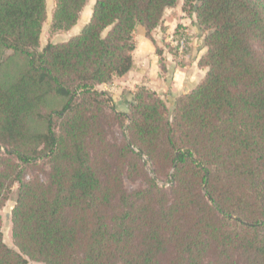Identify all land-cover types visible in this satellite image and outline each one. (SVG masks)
Listing matches in <instances>:
<instances>
[{
  "label": "trees",
  "instance_id": "16d2710c",
  "mask_svg": "<svg viewBox=\"0 0 264 264\" xmlns=\"http://www.w3.org/2000/svg\"><path fill=\"white\" fill-rule=\"evenodd\" d=\"M178 1L94 0L39 50L46 0H0V49L21 59L0 85V209L18 185L0 264H264V0H181L207 71L172 111L144 86L125 112L97 88ZM87 2L55 0L51 30Z\"/></svg>",
  "mask_w": 264,
  "mask_h": 264
},
{
  "label": "crops",
  "instance_id": "0c3cea01",
  "mask_svg": "<svg viewBox=\"0 0 264 264\" xmlns=\"http://www.w3.org/2000/svg\"><path fill=\"white\" fill-rule=\"evenodd\" d=\"M181 7L182 1L181 3L178 2L176 7L165 10L162 19L163 30L157 28L152 32L153 41L146 37L144 38V44L142 45L144 50L137 61L134 57L137 49L133 51V66L126 75L115 77L109 84H103L98 87H107L111 83L114 86L115 83L128 81L133 84V88H124L128 90L123 93L126 100L130 99V93H133L137 87L144 86L157 93L166 102L168 108L173 107L177 97L191 92L202 81L207 71L198 65L199 60L206 53L204 45L205 32H201L195 25V16L186 15ZM177 27H180L179 30L185 28L190 34V44L184 56L178 55L176 48L170 42L171 38L176 39L177 35L174 33ZM158 32L159 34L161 33V36L157 35ZM138 47L139 45L136 48ZM156 48L160 51L161 56L156 53ZM160 58L164 65V70L160 69ZM165 75H168V78ZM101 91L109 92V89L104 88ZM118 91H122V89ZM111 95L116 107H122L120 111H127V106L123 101H118L116 95Z\"/></svg>",
  "mask_w": 264,
  "mask_h": 264
},
{
  "label": "rangeland",
  "instance_id": "374dc122",
  "mask_svg": "<svg viewBox=\"0 0 264 264\" xmlns=\"http://www.w3.org/2000/svg\"><path fill=\"white\" fill-rule=\"evenodd\" d=\"M181 3V0L178 1ZM94 0H88L86 6L84 7L81 16H80V20L79 23L77 25V27L75 29H71L70 31H55L53 32L51 30V23H52V13L54 11L55 8V0H46V5H47V19L45 21V23L43 24V28H42V32H41V47L39 50H41L43 48V46L47 43H60L63 41L68 40L69 38H71L72 36L76 35L77 33H79V31L82 29V27L89 21L90 17H91V11H92V6H93ZM176 7V6H175ZM176 11H178L176 9ZM160 32V31H159ZM157 35L161 36V33ZM202 32V31H201ZM182 35H185L186 37V45H185V51H187V48L190 44V34L188 32V30H186L185 28H181L180 30V34H177L176 39L174 40V38H171L172 42V46H174L176 48V53H178L179 55V50L177 49V47L179 48V39ZM134 41H135V49H137V51H135V60L137 61L139 58V55L142 54L143 49V42H144V38H145V31L139 27L136 28L135 32H134ZM169 42V43H170ZM139 45L138 48H136ZM171 46V45H169ZM262 54H264V50H261ZM21 67V59L18 58L17 56L13 55V53L11 51H4L0 49V85L4 86L7 85L10 80H12V78L15 76V74L20 70ZM166 78H168V75H165ZM115 86V87H114ZM113 86V84L111 83V85L109 86H103V87H97L98 90H104V88L109 89V92L104 91L106 93H108L111 97L113 95H116L118 101L119 100H124V92H127L128 90L124 89V88H133V84L129 83L128 81H124L121 83H115V85ZM119 89H122V91H118ZM111 92V93H110ZM127 94V93H125ZM121 101V102H122ZM61 105L60 102L58 101H51L48 102L47 104V110L51 109V108H58ZM117 110L120 111V109L122 107L117 106L116 107ZM169 110L172 111L173 107L170 108ZM115 134L117 135V137H120V132L119 131H115ZM46 170H48V168L46 167ZM32 173H29L26 175V180L31 179L32 177ZM41 178H43V176L41 175ZM125 187L129 192H132L138 188H142L145 187V184L142 181H137V182H132L129 181L128 179H125L124 181ZM17 189H18V185L15 184L10 191H8L7 193V199L3 205V207L0 209V222H1V230L3 233V238H4V242L6 245H8L9 247L14 249V245H13V241H12V236H11V212L13 209V206L15 204V199H16V193H17ZM30 264H36V263H30Z\"/></svg>",
  "mask_w": 264,
  "mask_h": 264
},
{
  "label": "built area",
  "instance_id": "2783aa9c",
  "mask_svg": "<svg viewBox=\"0 0 264 264\" xmlns=\"http://www.w3.org/2000/svg\"><path fill=\"white\" fill-rule=\"evenodd\" d=\"M186 42H187V40H186V37H185V35H182L181 37H180V39H179V48L177 47V49L179 50V55H181V56H184L185 55V45H186Z\"/></svg>",
  "mask_w": 264,
  "mask_h": 264
}]
</instances>
